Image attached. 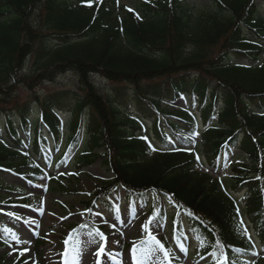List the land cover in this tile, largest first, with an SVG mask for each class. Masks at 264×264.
Here are the masks:
<instances>
[{
	"label": "trees",
	"instance_id": "trees-1",
	"mask_svg": "<svg viewBox=\"0 0 264 264\" xmlns=\"http://www.w3.org/2000/svg\"><path fill=\"white\" fill-rule=\"evenodd\" d=\"M210 2L194 11L185 0H139L134 9L117 0H0V103L19 83L33 89L68 72L78 78V87L37 94L36 116L28 103L0 112V183L21 167L35 178L60 143L53 163L66 165L83 140L76 166L101 160L111 172L87 213L103 197L112 206L121 190L123 200L152 198L151 219L171 222L176 241L187 229L211 264H249L256 240L264 246V0ZM94 75L134 85L132 112L105 99ZM166 101L184 107L168 110ZM189 104L205 123L200 140ZM201 143L215 170L230 157L244 161L231 178H215L197 169ZM3 190L7 216L1 207L15 200ZM8 241L0 234L3 260Z\"/></svg>",
	"mask_w": 264,
	"mask_h": 264
},
{
	"label": "rangeland",
	"instance_id": "rangeland-1",
	"mask_svg": "<svg viewBox=\"0 0 264 264\" xmlns=\"http://www.w3.org/2000/svg\"><path fill=\"white\" fill-rule=\"evenodd\" d=\"M185 1L194 11L211 6L210 0ZM138 2L139 0H117L119 6L133 9L137 7ZM214 52L216 54L218 48L214 49ZM29 72L28 64L23 73ZM93 81L105 99L110 100L114 106L120 105L128 112H132L134 85L125 83L127 87L124 88L119 85L123 82H113L100 75H94ZM64 87H78L77 76L69 72L64 73L54 81L40 83L33 89L28 88L24 83H19L13 94L0 103V112L6 111L11 114L16 111L17 106L28 103L30 107H34L33 113L36 116L38 106H34L35 96L38 94L41 98L49 92ZM162 104L164 108L172 111H179L184 107L182 101H166ZM187 107L197 118L196 139L200 140L201 131L205 128L204 121L200 119L201 112L197 110L195 104H189ZM3 113H0L1 122L4 121ZM62 118L63 123H67L70 119L69 113H63ZM62 132L64 139L68 135L67 127L63 128ZM201 144L200 150L196 153L197 169L215 178H231L232 166L244 161L242 159L232 162L234 158L230 157L223 169L215 170L204 157L209 146H205V143ZM51 145L54 147V142L53 144L51 142ZM83 148L84 142L79 140L69 155L66 165L58 166L53 161L63 150L60 143L57 147L55 145L54 158L51 162L40 161L43 172L35 178L29 180L23 176V173L27 175L28 172L22 167L20 170L22 176L7 174L8 177H2L3 183H0V188L4 189L2 193L18 202V206L1 207L7 216H0V234L9 240V247L1 250L8 255L4 260L0 256V264H137V261L140 264H210L212 262L209 256L202 259L200 252L196 250L197 240L187 229H183L182 232L184 239L180 237L182 248L175 246L171 222L151 220L148 209L154 202L152 198L143 202L123 200L125 193L121 190L116 195L111 194L112 206L103 197L98 199L95 207L87 213V202L97 188L109 181L111 172L101 160L85 168L77 167L73 158ZM245 161L248 163L247 160ZM235 198L241 205V196L236 194ZM243 221L247 223L250 236L254 239L256 236L250 223L247 219ZM97 231L103 233V237L97 235ZM157 240L163 245V250L159 248ZM255 246L257 255L250 259L249 264H264V246L258 241ZM134 247L137 248L135 254ZM100 249L103 251H99ZM165 251L168 253L167 256L164 254Z\"/></svg>",
	"mask_w": 264,
	"mask_h": 264
},
{
	"label": "snow or ice",
	"instance_id": "snow-or-ice-1",
	"mask_svg": "<svg viewBox=\"0 0 264 264\" xmlns=\"http://www.w3.org/2000/svg\"><path fill=\"white\" fill-rule=\"evenodd\" d=\"M145 227H147V226H145ZM97 235H100L101 237H103V233H100L99 231H97V233H96ZM151 239H154V237H150ZM106 239V238H105ZM65 243H68V241H65ZM156 243L159 245V248L161 249V250H163V245L157 240L156 241ZM99 251H103V249H100ZM137 252V248L136 247H134L133 248V253L135 254ZM165 256H167L168 255V253L165 251ZM213 255H215V253H213ZM225 260H226V254H225ZM137 264H140V262L139 261H137Z\"/></svg>",
	"mask_w": 264,
	"mask_h": 264
}]
</instances>
